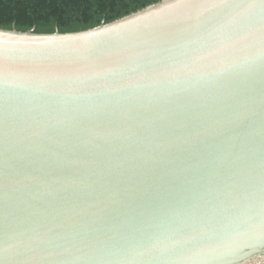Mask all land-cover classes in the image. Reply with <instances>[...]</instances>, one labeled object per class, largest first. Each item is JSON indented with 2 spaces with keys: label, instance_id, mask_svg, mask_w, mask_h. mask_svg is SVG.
I'll return each mask as SVG.
<instances>
[{
  "label": "water",
  "instance_id": "1",
  "mask_svg": "<svg viewBox=\"0 0 264 264\" xmlns=\"http://www.w3.org/2000/svg\"><path fill=\"white\" fill-rule=\"evenodd\" d=\"M0 264H264V0L0 29Z\"/></svg>",
  "mask_w": 264,
  "mask_h": 264
},
{
  "label": "trees",
  "instance_id": "2",
  "mask_svg": "<svg viewBox=\"0 0 264 264\" xmlns=\"http://www.w3.org/2000/svg\"><path fill=\"white\" fill-rule=\"evenodd\" d=\"M162 0H0V29L74 33L136 13Z\"/></svg>",
  "mask_w": 264,
  "mask_h": 264
}]
</instances>
